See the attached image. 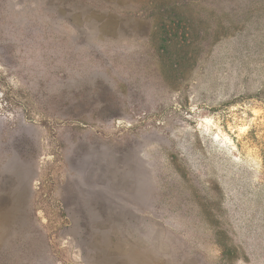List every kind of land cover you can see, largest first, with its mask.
<instances>
[{"label":"rangeland","instance_id":"rangeland-1","mask_svg":"<svg viewBox=\"0 0 264 264\" xmlns=\"http://www.w3.org/2000/svg\"><path fill=\"white\" fill-rule=\"evenodd\" d=\"M0 264H264V0H0Z\"/></svg>","mask_w":264,"mask_h":264}]
</instances>
